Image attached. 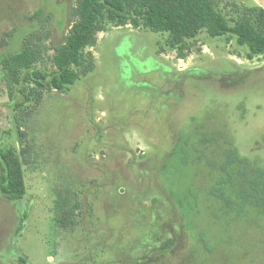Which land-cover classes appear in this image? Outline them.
<instances>
[{"label":"rangeland","instance_id":"rangeland-1","mask_svg":"<svg viewBox=\"0 0 264 264\" xmlns=\"http://www.w3.org/2000/svg\"><path fill=\"white\" fill-rule=\"evenodd\" d=\"M217 1L231 25L257 26L264 8ZM77 3L0 0V57L28 48L48 81ZM168 36L107 23L84 49L92 71L39 96L31 68L13 82L0 64V150L22 162L26 190L0 191V264H264V218L221 216L213 169L180 160L186 141L215 135L205 155L231 147L264 184V54L203 28L178 58Z\"/></svg>","mask_w":264,"mask_h":264},{"label":"trees","instance_id":"trees-1","mask_svg":"<svg viewBox=\"0 0 264 264\" xmlns=\"http://www.w3.org/2000/svg\"><path fill=\"white\" fill-rule=\"evenodd\" d=\"M78 19L70 28L65 41L55 47L52 62L54 72L48 81L45 73L32 69L37 58L34 51L24 48L21 52L0 57V64L6 70L10 81L21 80V70L32 69L24 79L35 83L39 95L41 89L62 91L73 85L93 69V54L85 53L86 47H93L97 35L104 31L107 23L116 26L130 24L133 27L145 26L153 31L166 32V45L175 50L178 58L187 56L190 40L204 28L210 37L226 36L227 40L235 38L236 43L246 46L247 58L264 54V8H258L255 17L257 26L249 19L242 18L229 24L226 16L218 8L217 0H78L74 8ZM38 13L36 16H39ZM79 69V70H77ZM23 79V78H22ZM24 99L32 95L21 90ZM40 93V94H39ZM37 97V96H36ZM215 135L203 136L194 146L186 141L182 147L180 160L194 165L202 162L213 170L214 179L208 187V196L216 202L221 216L229 215L242 218L247 212H253L264 218V184L256 177H248L246 169L241 166L231 147L212 148L220 150L216 156L205 155ZM23 162H29L28 150L23 147ZM22 162L11 151L0 150V191L9 199H22L25 195V183ZM226 217V216H225ZM203 238V237H202Z\"/></svg>","mask_w":264,"mask_h":264}]
</instances>
